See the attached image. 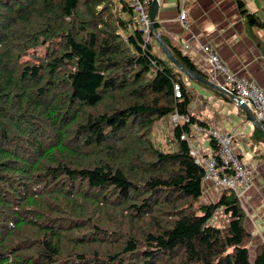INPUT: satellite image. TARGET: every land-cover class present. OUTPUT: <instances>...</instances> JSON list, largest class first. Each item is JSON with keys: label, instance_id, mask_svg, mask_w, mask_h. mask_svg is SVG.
Returning <instances> with one entry per match:
<instances>
[{"label": "trees", "instance_id": "obj_1", "mask_svg": "<svg viewBox=\"0 0 264 264\" xmlns=\"http://www.w3.org/2000/svg\"><path fill=\"white\" fill-rule=\"evenodd\" d=\"M159 34L184 69L209 78ZM159 50L126 0H0V264H264V244L249 256L233 192L200 201L190 151L194 129L209 127ZM162 123L168 139L157 142Z\"/></svg>", "mask_w": 264, "mask_h": 264}, {"label": "crops", "instance_id": "obj_2", "mask_svg": "<svg viewBox=\"0 0 264 264\" xmlns=\"http://www.w3.org/2000/svg\"><path fill=\"white\" fill-rule=\"evenodd\" d=\"M240 1L248 13L258 16L264 23V0ZM186 11L185 22H181L178 0H161L156 23L173 47L187 54L200 71L221 86L222 77L209 68L200 50L208 44L234 76L264 88V29L249 28L235 0H186ZM188 91L192 95L188 107L192 117L209 129L238 133L235 152L254 172L251 187L239 197L245 214L244 227L253 239H257L256 245L264 243L262 134L254 135V125L228 97L192 82H188ZM192 141L202 155L211 152L209 143L202 137L194 136ZM221 192L212 182H204L203 195L208 200ZM219 211L223 213V209L216 213Z\"/></svg>", "mask_w": 264, "mask_h": 264}, {"label": "built area", "instance_id": "obj_3", "mask_svg": "<svg viewBox=\"0 0 264 264\" xmlns=\"http://www.w3.org/2000/svg\"><path fill=\"white\" fill-rule=\"evenodd\" d=\"M138 15V20L144 30V37L149 39L151 33L150 8L154 0H126ZM179 20L185 22L186 0H178ZM201 53L205 61L209 64L217 76L222 77L220 87L228 96H232V102L237 107L238 101H241L248 107L253 116L264 126V88L244 78L234 76L215 53L212 46L206 44L201 47ZM187 56V54H185ZM188 57V56H187ZM212 83L218 84L213 78H208ZM173 93L176 98H180V85L173 87ZM186 121V117L174 116L175 120ZM195 137H202L207 141H213L216 150H211L202 155L196 146L190 151V155L195 159L204 172L203 183L212 182L222 191H231L238 198L247 191L252 184L253 170L241 159L235 152V138L238 133L226 134L215 129L195 128Z\"/></svg>", "mask_w": 264, "mask_h": 264}, {"label": "water", "instance_id": "obj_4", "mask_svg": "<svg viewBox=\"0 0 264 264\" xmlns=\"http://www.w3.org/2000/svg\"><path fill=\"white\" fill-rule=\"evenodd\" d=\"M160 3H161V0H154L152 2L151 8H150V22H151V32L154 34L156 41L158 43V46L160 47L162 53L176 68H178L181 72H183L189 80L206 85L222 94H225L230 100H232L233 99L232 96H228L222 87L212 83L209 79H205L204 77L196 73H193L189 70L184 69L175 60L169 48L165 45L163 37L158 33V31L155 28V23L157 22L156 18H157L158 10L160 7ZM237 108L241 110V112L245 115V117L249 119V121L254 125L255 129L264 135V129L261 123L253 116V114L248 109V107L244 105L241 101H238Z\"/></svg>", "mask_w": 264, "mask_h": 264}, {"label": "rangeland", "instance_id": "obj_5", "mask_svg": "<svg viewBox=\"0 0 264 264\" xmlns=\"http://www.w3.org/2000/svg\"><path fill=\"white\" fill-rule=\"evenodd\" d=\"M160 33V32H159ZM158 50V49H157ZM159 52V54L160 55H164L163 53H162V51H158ZM43 56V49L42 48H39V49H37V50H35V51H30L29 53H28V56L26 57V58H24L23 59V61H29V60H31V61H33V60H37L39 57H42ZM161 57H163V56H161ZM164 58V57H163ZM183 77V80L184 81H188V82H190L189 80H187L186 78H184V76H182ZM197 85V84H196ZM201 87V86H200ZM214 94H216V92H214V91H212ZM217 94H219V93H217ZM219 95H221V94H219ZM168 125L170 124V122L169 121H167L166 122ZM171 125V124H170ZM170 125H169V128H171L170 127ZM164 124L162 123L161 125H159L158 126V129L156 130V132H155V135H154V137H155V141H167V139L168 138H165L166 136L165 135H167V133L165 132L164 133ZM170 134V133H169ZM221 196V193H218V195L216 196V197H214V198H212V199H210V200H208L204 195H202V198H201V200L200 201H202L203 203H205L206 205H208V204H213V203H216L217 201H218V199H219V197ZM242 208V210H243V207H241ZM218 211V210H217ZM221 211H219L218 212V214L217 213H215L214 214V216H213V218L211 219V221H210V224H212V225H218V223H219V221L221 220V214H222V212L220 213ZM251 236V235H250ZM256 243H257V239H253L252 237L249 239V256H250V258H251V260H253V258H254V251H255V249L257 248V246L258 245H260V244H264L263 242L262 243H259L258 245H256Z\"/></svg>", "mask_w": 264, "mask_h": 264}, {"label": "clouds", "instance_id": "obj_6", "mask_svg": "<svg viewBox=\"0 0 264 264\" xmlns=\"http://www.w3.org/2000/svg\"><path fill=\"white\" fill-rule=\"evenodd\" d=\"M262 125V124H261ZM262 127H263V125H262ZM263 129H264V127H263Z\"/></svg>", "mask_w": 264, "mask_h": 264}]
</instances>
